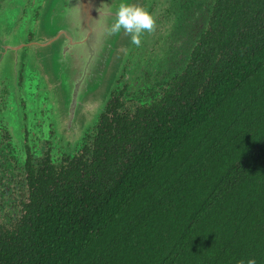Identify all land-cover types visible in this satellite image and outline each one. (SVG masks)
<instances>
[{"label":"trees","instance_id":"trees-1","mask_svg":"<svg viewBox=\"0 0 264 264\" xmlns=\"http://www.w3.org/2000/svg\"><path fill=\"white\" fill-rule=\"evenodd\" d=\"M148 82L122 76L40 172L0 264H264V0H216L186 69Z\"/></svg>","mask_w":264,"mask_h":264},{"label":"water","instance_id":"water-1","mask_svg":"<svg viewBox=\"0 0 264 264\" xmlns=\"http://www.w3.org/2000/svg\"><path fill=\"white\" fill-rule=\"evenodd\" d=\"M171 1L169 10L175 12L165 16L160 0H41L36 8L41 13L37 37L27 44L16 40L18 45L11 50L17 65L32 61L34 69L29 65L25 71L31 80H46L50 89L46 96L57 102L56 110L50 108L59 115L56 127L63 138L81 142L105 111L112 92L123 86L118 84L122 76L130 85L164 84L186 69L210 26L216 0ZM19 2L26 8L29 2L35 6L37 0ZM122 2L143 6L155 20L154 31L141 34L139 47L130 43L123 30L112 36L104 31ZM155 2L159 5L153 8ZM58 17L65 19L60 23ZM46 23L50 24L47 30ZM157 39L161 40L159 51L151 49ZM32 55L40 61L34 62ZM0 57L3 61L4 54ZM131 62L135 67L129 73ZM127 98L132 100L133 93Z\"/></svg>","mask_w":264,"mask_h":264},{"label":"flooded vegetation","instance_id":"flooded-vegetation-1","mask_svg":"<svg viewBox=\"0 0 264 264\" xmlns=\"http://www.w3.org/2000/svg\"><path fill=\"white\" fill-rule=\"evenodd\" d=\"M4 1L0 0V5ZM31 16L35 18L36 30L40 11L31 3L26 8L23 6L20 8L12 24L4 22V29L0 30V53L4 54L3 61L0 57V71L3 67L10 66L9 57L13 59V65L16 63L14 50L11 48L17 44L9 46L10 42L16 40H21V44L32 42L35 30L21 36L12 30V26L26 23ZM33 61L37 63L40 60L35 58ZM22 105L23 130L19 137H16L5 121L6 117H0V228L2 229L13 227L20 221L24 213V204L28 203L30 198L31 186H35V180L40 178L41 171L46 167L67 163L68 160L77 157L81 151L79 149L81 145L76 143V139L66 143L56 124L51 121L48 114L54 110L50 108L47 97L42 109L33 104L22 102Z\"/></svg>","mask_w":264,"mask_h":264},{"label":"rangeland","instance_id":"rangeland-1","mask_svg":"<svg viewBox=\"0 0 264 264\" xmlns=\"http://www.w3.org/2000/svg\"><path fill=\"white\" fill-rule=\"evenodd\" d=\"M18 1L19 0H5L3 4L0 5V24H2L0 25V30L4 29L3 24L5 21L8 24H12L14 17H16L19 14L20 8H22V4L21 2L19 3ZM40 2L41 0H37L35 8L40 6ZM160 2H162L161 4H163V8L166 10L165 16L175 12L173 9L169 10L170 5L172 4L171 0H160ZM28 4H30V2ZM158 5L159 4L155 2L153 4V8L157 7ZM24 16L28 17V15H24ZM40 17H41V13H40ZM48 18H49V13L46 17V22L48 21ZM58 18H59L60 23H62V21L65 19L64 17H58ZM34 20L35 18L31 16L29 17L26 23L12 26L13 28L12 30L14 31L15 34H18L20 36L22 34L33 32L35 30ZM48 28H50V24H47L44 27L45 30H47ZM35 35L37 37L38 32H36ZM18 41L20 42L21 40H18ZM160 43H161V40L157 39L153 47H151V49L159 51ZM12 44L18 45L17 42L12 41L9 43V46H11ZM7 53L11 54L10 52H7ZM35 58H36L35 55H32L31 59H35ZM31 62L29 64L30 66H31ZM9 63H10V66H5L0 71V117L1 116L6 117L5 121L12 128L16 137H19V135L21 134L20 132H22L23 130L22 102L28 105L33 104L34 106L40 107L42 109L45 97H47L46 94L47 92H50V89L49 87L47 88V83L45 79L43 80L46 84L40 81L31 80L27 76L25 71L28 72L27 68L29 67V65H26L25 63H19L18 65L17 63H14L13 65V59H10V57H9ZM39 69H41V67ZM17 71H20L19 75H17ZM115 72H116V69L114 73ZM21 78L22 80L20 81ZM48 103L49 105H52L54 109L56 110L57 102L55 101L53 97H50V99L48 98ZM130 104H132V102H129L127 107H133V105L131 106ZM48 116L51 118V121L56 124V120L58 121V117H59L58 113H55V111L52 113L50 112ZM65 140L72 142V139L70 138L65 139ZM75 141L77 143L79 140L76 138ZM65 142L68 143L67 141ZM65 145L67 146V144Z\"/></svg>","mask_w":264,"mask_h":264},{"label":"clouds","instance_id":"clouds-1","mask_svg":"<svg viewBox=\"0 0 264 264\" xmlns=\"http://www.w3.org/2000/svg\"><path fill=\"white\" fill-rule=\"evenodd\" d=\"M155 29L153 16L143 7L137 4L120 3L113 15V22L104 28L108 36L121 33L130 37V43L139 47L141 34L152 32ZM238 264H245L243 260ZM247 264H256L255 259H249Z\"/></svg>","mask_w":264,"mask_h":264}]
</instances>
